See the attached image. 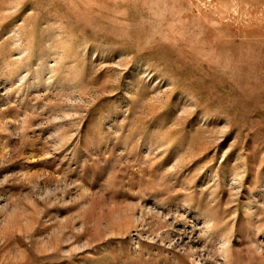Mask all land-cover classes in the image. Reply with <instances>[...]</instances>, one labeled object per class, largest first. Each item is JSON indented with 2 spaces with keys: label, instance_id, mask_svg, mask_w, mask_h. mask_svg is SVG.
<instances>
[{
  "label": "rangeland",
  "instance_id": "1",
  "mask_svg": "<svg viewBox=\"0 0 264 264\" xmlns=\"http://www.w3.org/2000/svg\"><path fill=\"white\" fill-rule=\"evenodd\" d=\"M0 264H264V0H0Z\"/></svg>",
  "mask_w": 264,
  "mask_h": 264
}]
</instances>
